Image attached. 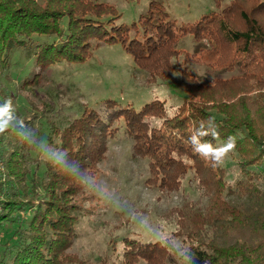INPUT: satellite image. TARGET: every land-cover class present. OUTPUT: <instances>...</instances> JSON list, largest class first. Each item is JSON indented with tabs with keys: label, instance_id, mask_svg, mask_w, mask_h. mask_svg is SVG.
Here are the masks:
<instances>
[{
	"label": "trees",
	"instance_id": "16d2710c",
	"mask_svg": "<svg viewBox=\"0 0 264 264\" xmlns=\"http://www.w3.org/2000/svg\"><path fill=\"white\" fill-rule=\"evenodd\" d=\"M121 16L102 0H0V103L11 97L15 104L18 91L42 76H27L14 84L18 91L9 90L15 49H26L36 65L48 68L85 62L101 44L120 43L152 86L174 78L176 44L191 34L207 45L186 57L198 56L217 72L202 82L183 65L176 83L187 98L172 116L160 99L139 110L106 99L98 109L83 106L67 124L51 121L42 140L67 153V166L78 168L81 178L43 161L12 132L0 134V264H173L174 236L194 253L195 264H264V0H230L219 12L180 26L157 0L131 25L118 23ZM236 69L239 74L224 76ZM17 114L33 129L30 110ZM209 117L220 132L214 143L237 137L230 153L236 179H229L224 163L213 167L187 143ZM122 119L133 154L149 159L148 186L177 191L193 171L207 203L174 207L171 237L151 242L125 235L120 247L114 244L115 258L89 263L69 251L86 214L76 197L99 169Z\"/></svg>",
	"mask_w": 264,
	"mask_h": 264
},
{
	"label": "rangeland",
	"instance_id": "374dc122",
	"mask_svg": "<svg viewBox=\"0 0 264 264\" xmlns=\"http://www.w3.org/2000/svg\"><path fill=\"white\" fill-rule=\"evenodd\" d=\"M116 6L122 14L118 23L133 24L145 13L152 0H102ZM170 13L177 26L197 21L203 15L219 12L230 0H157ZM42 37L41 39H46ZM207 43L197 42L193 35L182 36L176 44L180 53L172 58L175 67L174 78L148 85L146 71L139 68L133 56L120 43H103L91 58L82 63L58 62L48 68L36 65L34 56L26 49L13 51L12 77L8 89L17 90L21 81L32 79L41 73L39 81L28 90H20L15 101L16 111H31L35 120L33 131L42 140L50 122L67 124L79 116L83 106L100 108L106 99H114L120 105H132L139 110L144 104L160 99L166 102L168 114L174 115L187 98L177 85L180 68L187 65L202 82H207L213 72L197 57H186L199 52ZM236 69L224 76L239 74ZM10 91V92H11ZM154 124L162 120L153 117ZM118 131L110 139L105 158L93 176L85 179V188L76 197L86 214L80 218L77 236L69 251L89 263H99L102 257L115 258L114 244L125 235L138 237L143 241H161L171 237L176 221L170 211L187 202L205 206L207 197L197 184L195 174L190 171L183 179L179 190L161 191L146 184L149 177V159L133 154V139L126 133L124 120L117 123ZM40 158L45 161L44 157ZM229 179L239 177L238 167L232 154L224 160ZM2 171L0 165V172ZM116 239V240H115ZM183 246L182 238L173 237ZM115 240V243H112ZM116 247V248H117ZM182 258L176 254L173 264H180Z\"/></svg>",
	"mask_w": 264,
	"mask_h": 264
},
{
	"label": "clouds",
	"instance_id": "9594fccd",
	"mask_svg": "<svg viewBox=\"0 0 264 264\" xmlns=\"http://www.w3.org/2000/svg\"><path fill=\"white\" fill-rule=\"evenodd\" d=\"M12 132L29 149L36 152L38 156L44 157L45 161L53 166L59 167L61 171L67 172L81 178L78 168H69L67 153L53 149L41 140L34 131L29 128L24 119L17 114L14 101L11 97L5 98L0 103V134ZM210 137L211 139H207ZM220 132L215 120L209 117L201 121L192 134L188 137L187 143L193 151L203 159L210 161L213 167L221 165L228 155L236 149L237 137L229 135L223 143L216 144ZM169 243L178 257L182 258L180 264H195V255L190 249L183 247L177 241L169 240Z\"/></svg>",
	"mask_w": 264,
	"mask_h": 264
}]
</instances>
